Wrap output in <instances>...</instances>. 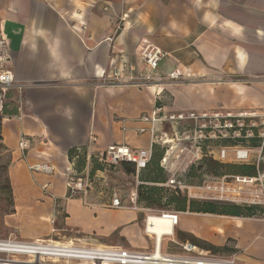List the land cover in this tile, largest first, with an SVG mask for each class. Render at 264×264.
<instances>
[{"label": "crops", "instance_id": "crops-1", "mask_svg": "<svg viewBox=\"0 0 264 264\" xmlns=\"http://www.w3.org/2000/svg\"><path fill=\"white\" fill-rule=\"evenodd\" d=\"M0 29L15 80L28 84L0 94L14 208L3 222L20 239L55 228L94 245L144 250L137 210L110 208V198L97 203L93 192L86 204L67 197V151L86 146L88 159L111 143L148 147L149 136L136 135L137 119L161 94L169 112L264 111V0H0ZM146 43L163 51L154 71L140 56ZM172 70L183 82H156ZM143 73L156 83H143ZM5 103L11 114L2 113ZM23 138L25 151L18 148ZM44 160L52 173L29 170ZM196 215L179 212L176 230L219 247L231 239L236 264H264V218L229 224L221 223L229 216Z\"/></svg>", "mask_w": 264, "mask_h": 264}, {"label": "built area", "instance_id": "built-area-1", "mask_svg": "<svg viewBox=\"0 0 264 264\" xmlns=\"http://www.w3.org/2000/svg\"><path fill=\"white\" fill-rule=\"evenodd\" d=\"M140 56L150 71H154L159 64L163 51L158 46L146 43L140 49ZM11 54L9 45L0 29V94L2 97L11 90H22L28 84H20L14 78L11 70ZM111 77H121V69L112 71ZM143 83H156L176 81L183 82L179 70H172L166 77L157 75L158 81L150 74H141ZM141 125L135 130L136 135L147 134L149 146L133 149L128 143H111L104 151L106 163L118 164L130 161L135 165L136 173L144 168L150 160L151 149L154 144L165 148L160 165L165 168L170 161V156L176 159H188L189 164H196L206 157L218 162L244 163L255 165L256 174L247 175H222V177L207 183L203 188L212 194V200H236L240 196L238 186L252 185L262 181L264 168V111H237L225 109L215 110H165L164 106L154 107L151 112L143 113L137 119ZM167 124L171 128L168 133L163 129ZM259 127H262L261 131ZM253 140L257 145L251 146ZM29 146L26 139H20L18 148L25 151ZM255 153L256 161L252 164L250 153ZM166 169V168H165ZM33 173L50 174L54 167L48 160L38 161L29 165ZM260 170H263L260 172ZM67 197L80 198L85 204L90 193L95 187V182L100 181V192L104 190L105 180L96 179L89 175L88 165L76 172L73 163L65 169ZM165 185L173 189H181L184 182L174 174ZM239 187V188H240ZM198 188V187H196ZM191 192L189 196H191ZM131 203H124L115 192L111 193L108 207L121 209H134L137 207V193L131 197ZM256 202V201H255ZM253 202V203H255ZM256 204V203H255ZM148 214L161 216L171 222L172 234L161 235L160 241L154 232L148 230ZM179 212L168 210L146 209L143 219V235L153 240L151 248L135 249L121 245H94L87 241L69 239L64 242L55 240H24L13 236L0 237V264H236L233 256H222L207 252L200 246L189 241L179 242L173 238L174 230L178 225ZM166 241L168 247L162 250V243ZM171 245H178L176 251L169 250Z\"/></svg>", "mask_w": 264, "mask_h": 264}, {"label": "rangeland", "instance_id": "rangeland-1", "mask_svg": "<svg viewBox=\"0 0 264 264\" xmlns=\"http://www.w3.org/2000/svg\"><path fill=\"white\" fill-rule=\"evenodd\" d=\"M24 90H18L16 89L17 93H21ZM262 127H259V130L261 131ZM2 151L0 150V154ZM95 159L98 160L101 157V153H104V151H95ZM251 159L249 162L252 164L256 161L255 153H250ZM209 158V157H206ZM204 158V159H206ZM87 163L89 160L86 158ZM186 159H176L175 156H170L169 164L163 168L162 167V174L165 177V179L171 178L174 174L178 176L183 182L184 186L180 190H182V194L186 196L188 200H197V201H214L219 203H232V204H247V205H261L263 207V213L261 215L255 216V218H250L249 220L251 222L255 221V219H258L259 217L264 218V176H262V181H257L252 185H242L241 187L238 186L237 191H240V196L236 200H229V201H217L212 200L209 198V196H212L211 193L206 192L205 189H203L207 183H210L211 181H214L215 179L220 178V176L215 175L212 173L210 169L204 165L202 168H197L198 164H193L194 168H191L192 164H189ZM91 161V160H90ZM99 161V160H98ZM92 161L89 163L91 167ZM231 163V162H227ZM234 164H244V163H234ZM261 169H263V165L260 164ZM6 167L7 162L4 157V155H0V237H7V236H16V232L11 228V226L5 224L3 222V213L7 212L11 207V197L10 192L7 187V179H6ZM263 170H260V172ZM159 171L157 172L153 167H150L149 169H146L142 171V173H139L138 175L136 173H124L122 166L120 163L118 164H111L109 165H103L102 170H96L94 172V175L96 176V179H103L105 180V185L103 193H99L100 191V185L99 180L95 182V187L93 189V199L97 203H107L108 199L111 198V193H117L121 200L124 201L126 204L131 203V197L137 193V207L140 208L139 215L140 220L143 221L146 213V209H151L155 211L159 210H175V206L172 204H168L167 198L170 197L173 193V188L168 187L165 185V183H162L158 181V183L151 182L149 180H146L148 176L152 175H158ZM156 187L157 191L151 195L152 198V204L146 205L145 202L140 203L138 200V193L141 188V191H146V187ZM198 187V188H196ZM240 187V188H239ZM191 192V196H189V193ZM180 194L179 196H182ZM256 201V202H255ZM255 202V203H253ZM191 213V212H189ZM201 214V213H200ZM213 215V214H212ZM206 214L196 215L200 220H204L207 218H216L215 216ZM228 221H232L231 219L226 218ZM233 222V221H232ZM235 224V223H234ZM144 225V224H143ZM144 228V227H143ZM176 230V228H175ZM66 232H63L61 235V232L57 231L55 228L49 233V235L46 237H41V239H53L55 241H61L64 242L65 240H69L70 238L65 237ZM64 235V236H63ZM202 235V234H200ZM67 236V235H66ZM17 237V236H16ZM18 238V237H17ZM173 238L178 239L179 241L187 239L189 242L191 241V237L189 235L184 234L176 230L174 232ZM20 239V238H19ZM113 239H115L116 242H119L120 239H118L117 236H114ZM141 240L142 244H146V248H151L153 246V240L148 239L146 237L142 238ZM119 245L124 246L122 243H116ZM125 247V246H124ZM168 247L166 241H163L162 243V250H166ZM224 250L217 252L218 255L222 256H234L235 249L233 248V241L231 239H227L226 243L224 244L223 248ZM179 248L178 245H171L172 251H176Z\"/></svg>", "mask_w": 264, "mask_h": 264}, {"label": "trees", "instance_id": "trees-1", "mask_svg": "<svg viewBox=\"0 0 264 264\" xmlns=\"http://www.w3.org/2000/svg\"><path fill=\"white\" fill-rule=\"evenodd\" d=\"M8 93V92H7ZM5 94V97H7L8 94ZM11 103V102H10ZM9 103V105H10ZM7 103L4 104L3 107V114H11L12 110H7L6 108ZM164 103L162 101V94L156 98L155 101V107L163 106ZM1 121V117H0ZM257 145L256 140H253L251 143V146ZM0 150L2 151V155H4L6 162H7V167H6V179H7V187L10 192V197H11V207L7 212L3 213L4 215L11 214L14 212L13 208V195H12V189L9 183V177H8V165L10 162V152L8 148L2 143V138L0 135ZM165 152V148L161 146L160 144H154L151 149V156L150 160L147 162L146 166L142 169H140L136 173L135 165L131 163L130 161L126 162H121L122 169L124 173H136L137 175L139 173H142V171L149 169L150 167H153L157 172L159 171L158 175H152L148 176L146 180H149L151 182L158 183V181L165 183L167 179L162 174V167H160V162H161V157L163 156ZM0 154V155H1ZM87 147L86 146H78V147H73L67 151V159L71 163H73L74 169L76 172L83 170L86 165H88L89 169V175L93 176L94 172L96 170H102L103 165H111V163H106L104 160V153H101V157L96 160L95 159V153L90 154L88 157L89 162L87 163ZM91 167L89 166L90 162ZM198 164L197 168H202L204 165L208 169L212 171L217 176L222 177V175H247V176H254L257 172L255 169V165H247V164H234V163H225V162H218L212 158H206L203 159L202 161L196 163ZM191 168L193 167V164L191 165ZM142 188V187H141ZM141 188L138 193V200L140 203L145 202L146 205L152 204V196L156 191L157 188L150 186L146 187V191H141ZM173 193L170 197L167 198L168 204H172L175 206V210H168V211H173V212H194V213H201V214H213L217 216H229V217H242V218H255L257 215H261L263 213V207L261 205H237V204H232V203H219V202H214V201H197V200H188L185 195L182 194V190L175 188L173 189ZM182 194V196H179ZM189 237H191V243H194L204 250H206L209 253L212 254H217V252H220L225 249V247H219L215 246L209 241H205L201 238H198L194 236L193 234H187ZM189 241L187 239L181 240V242Z\"/></svg>", "mask_w": 264, "mask_h": 264}, {"label": "bare ground", "instance_id": "bare-ground-1", "mask_svg": "<svg viewBox=\"0 0 264 264\" xmlns=\"http://www.w3.org/2000/svg\"><path fill=\"white\" fill-rule=\"evenodd\" d=\"M231 218V220L233 221H228V220H222L221 223H237L234 222L236 221V219L238 218H233V217H229ZM147 223H148V230L152 231L155 233L156 238H158V241H160V237L163 234H172V226H171V222H169L167 219L162 218L161 216H157V215H153V214H148V218H147ZM37 240H42V239H37ZM52 240L53 239H49Z\"/></svg>", "mask_w": 264, "mask_h": 264}, {"label": "water", "instance_id": "water-1", "mask_svg": "<svg viewBox=\"0 0 264 264\" xmlns=\"http://www.w3.org/2000/svg\"><path fill=\"white\" fill-rule=\"evenodd\" d=\"M1 110H2V102L0 100V113H1Z\"/></svg>", "mask_w": 264, "mask_h": 264}]
</instances>
